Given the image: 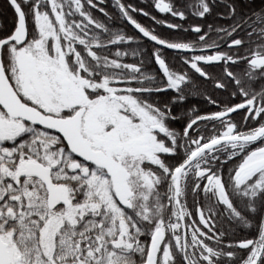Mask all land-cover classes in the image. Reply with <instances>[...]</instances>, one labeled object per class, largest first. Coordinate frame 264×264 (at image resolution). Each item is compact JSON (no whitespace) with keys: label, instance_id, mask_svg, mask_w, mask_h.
<instances>
[{"label":"snow or ice","instance_id":"obj_1","mask_svg":"<svg viewBox=\"0 0 264 264\" xmlns=\"http://www.w3.org/2000/svg\"><path fill=\"white\" fill-rule=\"evenodd\" d=\"M0 264H264V0H0Z\"/></svg>","mask_w":264,"mask_h":264}]
</instances>
